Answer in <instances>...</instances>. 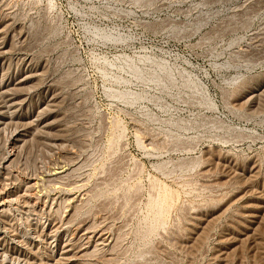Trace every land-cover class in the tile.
I'll use <instances>...</instances> for the list:
<instances>
[{
  "label": "rangeland",
  "instance_id": "374dc122",
  "mask_svg": "<svg viewBox=\"0 0 264 264\" xmlns=\"http://www.w3.org/2000/svg\"><path fill=\"white\" fill-rule=\"evenodd\" d=\"M0 24L13 42L0 57V79L30 64L39 70L30 110L53 96L59 102L49 134L36 124L34 136L14 144L24 130L19 113L0 131V184L9 173L19 194L30 181L41 185L29 192L30 206L7 208L0 264H63L71 255L72 264H264V215L254 226L239 216L264 198V87H252L255 101L244 98L264 78V0H0ZM100 30L122 38L104 40ZM129 64L146 74L166 65L172 84L137 79ZM53 139L60 146H48ZM10 156L15 164L4 175ZM54 170L64 173L47 176ZM195 215L209 221L204 230ZM231 228L243 233L232 247ZM86 231L96 233L90 241Z\"/></svg>",
  "mask_w": 264,
  "mask_h": 264
},
{
  "label": "bare ground",
  "instance_id": "6f19581e",
  "mask_svg": "<svg viewBox=\"0 0 264 264\" xmlns=\"http://www.w3.org/2000/svg\"><path fill=\"white\" fill-rule=\"evenodd\" d=\"M140 1H142V2H144L145 4H150V3H152L154 0H140ZM17 15V14H16ZM2 18H4V17H2ZM13 22V21H12ZM202 20L201 21H199L198 23H197V27L199 26V25H201L202 24ZM23 24V23H22ZM4 24H0V57H2L3 59L4 58H6V56H7V54L8 53H10V49L12 48V39L10 40V42H8L7 41V30H6V33H5V27H2ZM10 25V24H9ZM9 25H8V27H9ZM7 26V25H6ZM29 28V27H28ZM30 29H31V27H30ZM96 29H92V31H94V34H95V31ZM97 30H99V29H97ZM20 31V30H19ZM23 31V30H22ZM15 32V31H14ZM18 32V31H17ZM31 32V31H30ZM109 32V31H108ZM112 32V31H111ZM106 33V31L105 32H103V30L101 31H97V35H100V38L102 37V38H104V40H119L120 39V37L119 36H115L114 34H112V33ZM19 33V32H18ZM29 33V32H28ZM32 34H33V36L31 37L33 40H37L38 38H39V36H40V34H41V25L40 24H35V25H32V32H31ZM93 34V33H92ZM116 34V33H115ZM16 35V34H15ZM15 35H13V36H15ZM96 35V34H95ZM21 36V35H20ZM27 36V35H26ZM96 37V36H95ZM98 37V36H97ZM122 38V37H121ZM18 38H16V40H17ZM25 39V38H24ZM121 40V39H120ZM14 41V40H13ZM24 41V40H23ZM22 41V42H23ZM26 41V40H25ZM18 42V41H17ZM22 48V47H21ZM14 49H17V47L16 48H14ZM10 50V51H9ZM13 50V49H12ZM13 52V51H12ZM17 52V51H16ZM13 54V53H12ZM4 62V61H3ZM34 62V61H33ZM126 63V62H125ZM128 63V62H127ZM3 64V63H2ZM26 64V63H25ZM4 65V64H3ZM2 65V68H4V66ZM16 65V64H15ZM30 64H27L26 66H27V68L25 69V70H23V71H21V72H19V73H17L16 75H14V76H8V77H6V75H4V76H2L1 77V79H0V131H2V130H4L8 125H11L10 123L11 122H13V120L16 118V115L19 113V115H21L20 117H17V119L18 120H20L21 122H23V128H24V130L23 131H21V132H16L13 136V143L14 144H19V143H24V142H26V140H27V138L29 137V138H31V136L33 135L32 134V130H33V128H34V125H36L37 124V126L40 128V132H42V133H45V134H49L52 130H56L57 129V127L55 126V122H53V121H51V120H54L55 118H57V117H59V116H57V114L59 115V112L57 113V114H55V110H53V108L55 107V105H57L56 104V102H57V100H56V96H53V97H51L50 98V100L47 102V104L44 106V107H42V105H39V106H37L36 108H33V110H30V109H32L31 108V99H30V104H28L27 105V100H29L28 99V96H29V91L32 89V87H34L33 85L37 82V80H39L38 79V76H39V74H38V71L39 70H37V69H34V68H32L31 66H29ZM161 65V66H160ZM160 65H158V66H160V70L159 69H157V70H159V71H161L162 72V74L163 75H160L161 74V72H160V74H157V70L154 72V69L152 70L153 72H149L148 74H146V73H144L142 70H140L139 68H137L136 66H134V65H132V64H129V68L132 70V72L134 73V75H136L137 76V79L139 78V79H142V81H143V79L145 80V79H149V80H152V81H156V82H162L163 80L167 83H171L172 84V78H171V72L170 71H168V69L165 67V66H162L163 64H160ZM34 66V65H33ZM154 66V65H153ZM152 66V67H153ZM1 67V66H0ZM11 68H12V66H11ZM36 68V67H35ZM159 71H158V73H159ZM11 75V74H10ZM44 76V75H43ZM173 77V76H172ZM42 79V78H41ZM119 79V78H118ZM148 80V81H149ZM147 81V80H146ZM186 80H184V83H185V85L187 86L188 84H189V81L186 83L185 82ZM264 78H257V79H255L254 81H252L251 83H249V86L251 87L247 92H245V94H244V98H246V102H249L250 100H254L255 101V99L254 98H256V91H258V90H256V89H253L254 87H264ZM192 85H193V83H191ZM39 85V84H38ZM191 86V85H190ZM248 86V85H247ZM248 86V87H249ZM189 87V86H188ZM194 86H192V88H193ZM196 87V86H195ZM194 87V88H195ZM253 87V88H252ZM60 88V87H59ZM244 88V87H243ZM196 90L198 89L197 87L195 88ZM194 89V90H195ZM240 89V88H239ZM34 90V89H33ZM32 90V91H33ZM31 92V91H30ZM60 93V92H59ZM121 93V92H120ZM235 93V92H234ZM57 94V93H56ZM239 94V93H238ZM31 95V94H30ZM55 95V94H54ZM120 96H121V98L123 97L125 100H129V101H132V100H135L134 98L135 97H139V94L136 96V95H134L133 96V94L132 93H121V94H119ZM141 95V94H140ZM258 95H260V94H258ZM52 96V95H51ZM232 96V95H231ZM261 96H262V94H261ZM264 96V95H263ZM119 97V96H118ZM141 97V96H140ZM33 98V97H32ZM122 98V99H123ZM239 98V97H238ZM234 99V98H233ZM260 99H262V98H260ZM259 100V99H258ZM208 101V100H207ZM57 103H59V102H57ZM242 103H244V104H247V103H245V102H242ZM252 103V102H251ZM63 104V103H62ZM258 104V103H257ZM259 104H261L260 102H259ZM238 105V104H237ZM250 105V104H249ZM262 105V104H261ZM240 106H241V104H240ZM57 107V106H56ZM55 107V108H56ZM246 107H247V105H246ZM261 107V106H260ZM54 108V109H55ZM61 108V107H60ZM256 109H257V107H256ZM30 110V111H29ZM249 110V109H248ZM45 111H47V113L46 114H44L43 115V112L45 113ZM250 112V111H249ZM254 112H255V110H254ZM251 113H253V111H251ZM63 115V114H62ZM64 116V115H63ZM62 116V117H63ZM61 117V118H62ZM64 118V117H63ZM59 120V119H58ZM61 120V119H60ZM63 120V119H62ZM66 122V121H65ZM64 122V123H65ZM13 123H15V122H13ZM57 123V122H56ZM16 124H18V123H16ZM15 124V125H16ZM63 124V123H62ZM14 125V126H15ZM60 125V124H59ZM65 125V124H64ZM60 127H61V125H60ZM17 128H18V126H17ZM16 128V129H17ZM64 128V127H63ZM65 129V128H64ZM22 130V129H21ZM58 130H59V128H58ZM36 131H39V130H35V132ZM60 131H62L61 129H60ZM59 131V132H60ZM67 131V130H66ZM65 131V132H66ZM63 132V131H62ZM61 132V133H62ZM11 133V132H10ZM64 133V132H63ZM37 134V133H36ZM64 134H66V133H64ZM67 135V134H66ZM34 136V135H33ZM40 136V135H39ZM42 136H43V134H42ZM49 136H51V134L49 135ZM48 136V137H49ZM56 136V135H55ZM4 137V136H3ZM45 137H47V136H45ZM47 137V138H48ZM50 138V137H49ZM67 138V137H66ZM65 138V139H66ZM9 139V138H8ZM31 140V139H30ZM68 140H70V139H68ZM48 141V140H47ZM41 142V141H40ZM46 142V141H45ZM70 142V141H69ZM32 143V142H31ZM49 143V142H48ZM52 143H53V145H59L60 143H62L60 140H51L50 141V145H48V146H53L52 145ZM31 145V144H30ZM22 146V145H21ZM60 146V145H59ZM42 147V146H41ZM61 147H62V145H61ZM71 147V146H70ZM21 148V147H20ZM33 148V147H32ZM55 148V147H54ZM69 148V147H68ZM30 149V148H29ZM59 149V148H58ZM45 150V149H44ZM62 150H63V148H62ZM54 151V150H53ZM26 152V151H25ZM13 153V152H12ZM61 153V152H60ZM71 153V152H70ZM7 154V153H6ZM20 154V153H19ZM19 154H18V156H19ZM207 155H208V152H207ZM12 156V155H11ZM10 156V157H11ZM2 157V156H1ZM5 157V156H4ZM8 157V156H7ZM6 157V160H4L5 161V163L7 164V166L4 168L3 166V168L5 169V174L4 175H7V171L9 170L10 171V169H8V168H10L9 167V165L15 160V158L14 157H11V158H7ZM58 157V156H57ZM211 157V156H210ZM63 158V157H62ZM65 158H67V157H65ZM208 158V157H207ZM206 158V159H207ZM225 158V157H224ZM2 160V159H1ZM17 160H19V159H16V161ZM68 160V159H67ZM15 161V162H16ZM0 162H2V161H0ZM206 162V161H205ZM14 163V162H13ZM15 164V163H14ZM66 164V163H65ZM211 164V163H210ZM12 166V165H11ZM212 166V165H211ZM225 166V165H224ZM258 166V165H257ZM58 167V166H57ZM260 167V166H259ZM60 168V167H59ZM215 168V167H214ZM213 168V169H214ZM62 169V168H61ZM227 169V168H226ZM233 169V168H232ZM248 169V172L250 173V174H253V173H255L256 171H255V169H254V167L253 168H247ZM56 170V169H55ZM51 171V174L50 175H47V176H50L51 178H58V177H61V175L64 173L63 171H60V170H58V171ZM65 170V169H64ZM8 171V172H9ZM222 171H223V169H222ZM232 171V170H231ZM245 171H246V169H245ZM261 171V170H260ZM2 172V171H1ZM211 172V171H210ZM219 172V171H218ZM221 172V171H220ZM10 173H12V172H10ZM49 173V172H48ZM66 173H67V171H66ZM209 173V172H208ZM212 173V172H211ZM230 173V172H229ZM1 174V173H0ZM13 174V173H12ZM220 174V173H219ZM234 174V173H233ZM250 174H249V176H250ZM256 174V173H255ZM259 174V173H258ZM8 175H9V173H8ZM8 175L6 176V178L5 179H3L2 180V182H1V184H0V223L1 224H3L4 225V223H3V219L6 217V214L9 212V208L8 207H11L12 205H14V204H16V205H18L19 203H23L24 204V206H30V198H31V195H29V192H31L32 190H34L36 187H38L39 185H38V183L37 182H32V181H30V182H28L27 183V186H26V189H25V192L23 193V194H19L20 192L16 189V185L15 186H13V187H15V189L14 190H11V189H9V187H10V185L7 183V181H8V178H10V176L8 177ZM213 175V174H212ZM229 175V174H228ZM241 175H243V174H241ZM264 175V174H263ZM45 176V175H44ZM43 176V177H44ZM257 176H259V175H257ZM8 177V178H7ZM15 177V176H14ZM46 177V176H45ZM62 177H64V176H62ZM232 177V176H231ZM244 177V176H243ZM242 177V178H243ZM251 178L249 179V181L252 179V177H253V175L252 176H250ZM254 177H255V175H254ZM254 177H253V179H254ZM14 179H16V178H14ZM14 179H13V181H14ZM49 179V178H48ZM55 179L53 180L54 182H56L55 181ZM61 179V178H60ZM233 179V178H232ZM240 179V178H239ZM245 179V178H244ZM10 180H11V178H10ZM20 180V179H19ZM46 180H47V178H46ZM52 180V179H51ZM51 180H49V181H51ZM228 180H229V178H228ZM234 180V179H233ZM16 181V180H15ZM14 181V182H15ZM29 181V180H28ZM37 181V180H36ZM52 181V182H53ZM58 181H60V180H58ZM230 181V180H229ZM238 181V180H237ZM239 181H241V180H239ZM244 181H246V180H244ZM248 181V180H247ZM254 181V180H253ZM9 182V181H8ZM233 182V181H232ZM220 183V182H219ZM231 183V182H230ZM244 183V182H243ZM243 183H242V185H243ZM251 183V182H250ZM253 183V182H252ZM40 184V183H39ZM236 184V183H235ZM245 184H247V182L245 183ZM20 185V184H19ZM232 185V184H231ZM240 185V184H239ZM238 185V186H239ZM41 186V185H40ZM39 186V187H40ZM241 186V185H240ZM239 186V187H240ZM18 187V186H17ZM20 187H21V185H20ZM64 188V187H63ZM233 188H235V187H233ZM240 188H242V187H240ZM19 189V188H18ZM37 189H39V188H37ZM41 189V188H40ZM232 189V188H231ZM263 189V188H262ZM35 191V190H34ZM40 191V190H39ZM39 191H35V193L37 194ZM236 191V190H235ZM242 191V190H241ZM245 191V190H244ZM248 191V190H247ZM246 191V192H247ZM33 192V191H32ZM31 192V193H32ZM251 192V191H250ZM230 193V192H229ZM232 193V192H231ZM239 193H240V191H239ZM248 193V192H247ZM247 193H246V196H247ZM253 193V192H252ZM251 193V194H252ZM33 194V193H32ZM171 194V193H170ZM233 194V193H232ZM249 194V193H248ZM256 193H254V194H252L253 196L255 195ZM165 195V194H164ZM241 195V194H240ZM245 195V194H244ZM252 195H250L251 197H252ZM262 195V194H261ZM35 196H37V195H32V197H35ZM72 196V195H71ZM234 196V195H233ZM257 196V195H256ZM165 197V196H164ZM230 197V196H229ZM242 197H243V195H242ZM241 197V198H242ZM255 197V196H254ZM258 197V196H257ZM263 197H264V195H263ZM37 198V197H36ZM76 198V197H75ZM166 198V197H165ZM240 198V197H239ZM238 198V199H239ZM247 198V197H246ZM253 198V197H252ZM260 198V197H259ZM40 199V198H39ZM257 199V198H256ZM240 200V199H239ZM242 200V199H241ZM258 200V199H257ZM76 201V200H75ZM157 201V200H156ZM256 201V200H255ZM260 204H259V206H256V207H254V206H249V205H247V206H241L242 208H241V210H240V212H241V215H239V216H241V219L242 220H244V221H246V222H248V224H250L251 226H254V225H256V224H258V219H259V216H260V214H263L264 215V213H262L263 211H264V198H262L261 197V199H260ZM161 202V201H160ZM235 202H236V200H235ZM241 202V201H240ZM245 202V201H244ZM237 203V202H236ZM243 203V202H242ZM228 204V203H227ZM165 205V204H164ZM33 206H34V204H33ZM160 206V205H159ZM229 206V205H228ZM21 207V206H20ZM32 207V206H31ZM155 207V206H154ZM218 207V206H217ZM234 207V206H233ZM8 208V209H7ZM34 208V207H33ZM32 208V209H33ZM219 208V207H218ZM229 208H230V206H229ZM228 208V209H229ZM235 208V207H234ZM237 208V207H236ZM8 211H7V210ZM215 209V208H214ZM217 209V208H216ZM30 210V209H29ZM28 210V211H29ZM231 211V210H230ZM16 212V211H15ZM217 212V211H216ZM228 212V211H227ZM226 212V213H227ZM29 213V212H28ZM234 213H235V211H234ZM239 213V212H238ZM205 214V213H204ZM9 215V214H8ZM11 215V214H10ZM160 215V214H159ZM220 215V214H219ZM38 216V215H37ZM201 216V215H200ZM199 216V217H200ZM218 216V215H217ZM57 217V216H56ZM199 217H196V215H195V217L193 216V220H194V225H195V227H196V229L197 230H204L205 228L203 227L207 222L209 223V221L207 220V218H205V219H201V218H199ZM222 217V216H221ZM229 217V216H228ZM70 218V217H69ZM68 218V219H69ZM215 218V217H214ZM231 218V217H230ZM229 218V219H230ZM240 218V217H239ZM7 219V218H6ZM213 219V218H212ZM217 219H218V217H217ZM60 220V219H59ZM75 220V219H74ZM158 220V219H157ZM220 220V219H219ZM69 221H70V219H69ZM68 221V222H69ZM215 221H217V220H215ZM10 222V221H9ZM27 222V221H26ZM237 223H239L238 221H236ZM264 222V221H263ZM262 222V223H263ZM5 223H7V222H5ZM42 223V222H41ZM192 223V222H191ZM208 223H207V225H208ZM214 224H215V222H213ZM30 224V223H29ZM34 224V223H33ZM43 224V223H42ZM193 224V223H192ZM192 224H190V225H192ZM241 224V223H240ZM261 224V223H260ZM7 225V224H6ZM28 225V224H27ZM63 225V224H62ZM80 225V224H79ZM82 225V224H81ZM206 225V226H207ZM242 225V224H241ZM245 225V224H244ZM9 226V225H8ZM13 225H11L10 227H12ZM57 226V225H56ZM193 226V225H192ZM192 226H190V227H192ZM257 226H260V225H257ZM256 226V227H257ZM43 227V226H42ZM59 228L58 229H56V232L60 229V226H58ZM67 227V226H66ZM78 227H80V226H78ZM212 227H213V225H212ZM233 227V226H232ZM242 227V226H241ZM247 227V226H246ZM245 227V228H246ZM57 228V227H56ZM234 228V227H233ZM236 228H238V227H236ZM243 228V227H242ZM253 228V227H252ZM251 228V229H252ZM18 229V228H17ZM80 229V228H79ZM192 229V228H191ZM232 229V228H231ZM248 229V228H247ZM250 229V228H249ZM250 229V230H251ZM259 229H261V228H259ZM8 230V229H7ZM83 230V229H82ZM197 230H195V231H197ZM199 230V231H200ZM234 230H236L235 228H234ZM233 229H232V231H230V234H229V238L227 239V242L226 243H228V245H237L238 243H241V241H242V239H241V237L243 236V233L241 234V233H239V231H234ZM253 230H255V229H253ZM258 230V229H257ZM262 230V229H261ZM4 231L5 232H7L6 231V229L4 228ZM31 231V230H30ZM87 231H89V230H87ZM85 232V234L83 233V236H87L88 237V240L90 241L91 240V238H93V236L96 234H90L89 232ZM97 231V230H96ZM193 231V230H192ZM191 231V233L192 234H194L193 232ZM211 231V230H210ZM248 231V230H247ZM259 231V230H258ZM9 232H11V231H9ZM8 232V233H9ZM53 232V231H52ZM52 232H50V233H52ZM55 232V233H56ZM59 232V231H58ZM75 232H77L76 230H75ZM190 232V231H189ZM203 232V231H202ZM241 232V231H240ZM251 232V231H250ZM13 233H14V231H13ZM78 233V232H77ZM87 233V234H86ZM190 233V234H191ZM207 233H208V230H207ZM10 234V233H9ZM58 234V233H57ZM75 235H76V233H74ZM199 234V232L197 231V233L195 234V235H198ZM200 234H201V232H200ZM253 234V233H252ZM26 235H27V233H26ZM48 235H51V234H48ZM224 235V234H223ZM246 235V234H245ZM248 235V234H247ZM45 236H46V234H45ZM81 236V235H80ZM102 236V235H101ZM202 236V235H201ZM208 236V235H207ZM49 237V236H48ZM197 237V236H196ZM35 238V237H34ZM85 238V237H84ZM247 238V237H246ZM245 238V239H246ZM253 238V237H252ZM255 238V237H254ZM5 239V238H4ZM80 239V238H79ZM101 239V238H100ZM197 239H198V237H197ZM224 239V238H223ZM80 240H82V239H80ZM201 240H202V238H201ZM207 240V239H206ZM225 240V239H224ZM244 240V239H243ZM247 240V239H246ZM245 240V241H246ZM254 240V239H253ZM6 241V240H5ZM12 241L13 242H15L16 244H18V245H21V244H23V241H20L19 240V237H18V235L17 234H13L12 235ZM54 241V240H53ZM78 241V240H77ZM176 241V240H175ZM203 241V240H202ZM256 241V240H255ZM103 242V241H102ZM247 242V241H246ZM205 243V242H204ZM243 243H245V242H243ZM261 243V242H260ZM15 244V245H16ZM28 244V243H27ZM88 244V243H87ZM103 244V243H102ZM257 244H259V242L257 243ZM14 245V246H15ZM67 245V244H66ZM70 245V244H69ZM68 245V246H69ZM232 245H231V247H232ZM247 245V244H246ZM6 246V245H5ZM49 246V245H48ZM73 246V245H72ZM203 246V245H202ZM223 246V245H222ZM243 246H244V244H243ZM11 247V246H10ZM20 247V246H19ZM71 247V246H70ZM190 247V246H189ZM260 247V246H259ZM261 247H263V246H261ZM2 248V249H1ZM0 248V258H3V256H5L4 255V253L7 251L6 250V248L3 246V247H1ZM24 248V247H23ZM60 248V247H59ZM72 248V247H71ZM70 248V249H71ZM89 248V247H88ZM183 248V247H182ZM234 248V247H233ZM257 248V247H256ZM11 249V248H10ZM63 249V251H62V256L63 257H67L68 255H69V250L67 249V247L66 246H64V248H62ZM196 249V248H195ZM226 249V248H225ZM22 250V249H21ZM20 249H18L17 247H14V248H12L11 249V252L13 253V254H15V255H17V256H24L23 255V252L21 251ZM81 250H82V248H81ZM87 250V248L83 251H80V249H79V253L76 255V257H77V259L79 258V260H81L82 259V257L84 258V256H85V251ZM247 250V249H246ZM9 251V250H8ZM190 251V250H189ZM237 251V250H236ZM71 252V251H70ZM76 252H78V250H76ZM89 252V251H88ZM222 252V251H221ZM235 253V252H234ZM239 253V252H238ZM74 254H75V252H74ZM87 254H89V253H87ZM228 254V253H227ZM242 254V253H241ZM258 255V254H257ZM260 255V254H259ZM27 256V255H26ZM88 256V255H87ZM218 256V255H217ZM242 256V255H241ZM6 257V256H5ZM230 257V256H229ZM240 257V256H239ZM18 258V257H17ZM70 258V257H69ZM69 258H62L64 261H65V263H63V264H72V261H71V259H72V255H71V259H69ZM75 258V257H74ZM215 258V257H214ZM244 258V257H243ZM242 258V259H243ZM261 258V257H260ZM7 259V258H6ZM6 259H4V260H6ZM9 259V258H8ZM8 259L6 260V261H8ZM11 259V258H10ZM76 259V260H77ZM85 259H86V257H85ZM88 259V258H87ZM212 259H213V257H212ZM225 259V258H224ZM241 259V261H243ZM33 260V259H32ZM75 260V259H74ZM215 260V259H214ZM245 260V259H244ZM1 261V260H0ZM54 261H55V259H54ZM220 261V260H219ZM235 261V260H234ZM246 261V260H245ZM30 262V261H29ZM41 263H42V260L40 261ZM40 262H39V264H40ZM63 262V261H62ZM62 262H60V260H58L57 262H56V264H61ZM212 262V261H211ZM215 262V261H214ZM213 262V263H214ZM228 262V261H227ZM255 262V261H254ZM5 263V262H4ZM7 263V262H6ZM43 263H44V261H43ZM47 263V262H46ZM3 264V263H2ZM29 264H31V263H29ZM32 264H38V262L37 261H34V262H32ZM55 264V263H54ZM80 264V263H79ZM91 264V263H90ZM241 264V263H240Z\"/></svg>",
  "mask_w": 264,
  "mask_h": 264
}]
</instances>
